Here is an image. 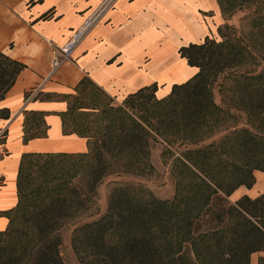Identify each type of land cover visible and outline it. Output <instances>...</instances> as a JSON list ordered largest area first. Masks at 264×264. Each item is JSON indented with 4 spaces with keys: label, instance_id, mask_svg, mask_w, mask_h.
<instances>
[{
    "label": "trees",
    "instance_id": "16d2710c",
    "mask_svg": "<svg viewBox=\"0 0 264 264\" xmlns=\"http://www.w3.org/2000/svg\"><path fill=\"white\" fill-rule=\"evenodd\" d=\"M218 1L224 15L232 6H241L236 0ZM231 27L225 23L219 28L221 41L207 37L203 43L180 48L181 57L189 66L198 68L199 73L184 84L174 85L168 97L158 99V86L154 84L127 96L121 106L107 108L108 121L99 128L98 138L87 136V129L82 131L76 120L69 126L66 117L85 109L83 104L90 94L101 90L84 78L76 94L64 96L69 104L64 114V132L87 138L89 151L23 157L18 178L19 203L13 211L5 213L10 224L0 233V264H66L60 253L59 223L72 217L76 202L84 205L82 194L95 191L109 172L112 157L136 155L138 159H147L151 143L170 133L183 132L181 139H188V145L203 141L224 114V109L215 102L214 86L222 74L244 62L247 52L239 41L224 34V28ZM25 68L26 65L0 51V101ZM242 80L257 82L251 87ZM236 82V90L241 93L240 104L262 127L264 73L238 76ZM247 91L251 94L246 98ZM0 116L8 119L9 112L0 111ZM154 119L165 127L156 124ZM40 120L38 114H33V122L39 124ZM42 136V131L28 129L25 141ZM257 139L241 130L223 138L218 148L212 143L188 151L186 159L192 166V169L188 166L189 171L199 183V193L194 202L188 204L187 218L179 213L184 212L166 202L154 199L135 202L122 191L116 192L110 206L111 219L85 233L94 264H198L192 256L176 251L170 241L171 236L183 231L187 222L188 237L192 240H195L194 229L204 223L209 225L205 234L200 233L197 238L204 241V255L212 253V264H250L252 254L264 251V194L256 199L245 196L235 204H230L228 198L241 186L252 188L256 182L255 171L264 172V159L260 158L263 152L255 147ZM73 157L87 159L82 187L86 193L77 187H66L65 193L48 196L45 200L39 198L41 187L23 192L29 179L25 171L34 159H48L45 162L48 164ZM217 167L221 172L215 171ZM32 194L35 197L28 203ZM117 229L123 230L124 235L119 242L111 243L109 236ZM259 264H264V258Z\"/></svg>",
    "mask_w": 264,
    "mask_h": 264
},
{
    "label": "crops",
    "instance_id": "0c3cea01",
    "mask_svg": "<svg viewBox=\"0 0 264 264\" xmlns=\"http://www.w3.org/2000/svg\"><path fill=\"white\" fill-rule=\"evenodd\" d=\"M103 0H0V51L26 68L0 101V233L9 224L5 213L19 203L18 178L28 154H84L88 139L64 132L69 104L64 96L76 94L88 78L104 94L122 102L154 84L156 97H168L174 85L194 78L199 69L188 65L179 50L221 41L225 23L218 0H118L73 52L74 61L53 70V46H64L75 30ZM50 43H49V42ZM54 44V45H52ZM33 114L41 120L33 122ZM44 136L25 141L26 132ZM252 188L241 186L231 196L236 203L264 194V172L254 173ZM264 251L252 254L259 264Z\"/></svg>",
    "mask_w": 264,
    "mask_h": 264
},
{
    "label": "rangeland",
    "instance_id": "374dc122",
    "mask_svg": "<svg viewBox=\"0 0 264 264\" xmlns=\"http://www.w3.org/2000/svg\"><path fill=\"white\" fill-rule=\"evenodd\" d=\"M236 1L241 6H232L224 15L226 23L232 27L224 28L223 32L231 40L239 41L247 52L244 62L239 67L222 74L214 86L215 102L224 109V114L219 116L212 131L204 136L202 142L188 145V139L186 141L181 139L183 132L170 133L161 138L157 137V140L151 143L150 156L147 159H138L136 155L112 157L109 172L93 193H86L82 188L87 164L85 158L57 159L48 164L45 163L48 159H34L31 165H27L28 169L25 173L28 174L29 179L25 182L23 192L41 187L39 198L45 200L48 196L65 193L66 187H77L82 193H86L82 194L84 205L75 201L72 217L59 223L60 253L66 264H94L95 258L87 247L85 233L111 219L110 206L116 192L122 191L127 198L135 202L151 199L166 202L168 205L176 206L178 211L184 212L179 213L187 218L188 204L194 202L199 193V183L191 177L189 167L192 169V166L186 159L190 149L198 150L212 143L218 148L226 136L246 130L258 138L255 147L263 152L260 158L264 159V122L262 127H259V122L248 116V112L240 104L241 93L236 90V77L264 73V0ZM241 82L248 83L252 87L257 81L242 80ZM250 94L251 92L247 91L246 98ZM123 102L124 100L115 101L102 91L92 92L83 104L86 108L67 116V124L70 126L76 120L78 126H82V131L87 129V136L98 138L99 128L108 121L107 108L119 107ZM147 116L151 118L150 114ZM154 122L162 128L165 127L157 123L156 119ZM200 161L202 162V158ZM193 170L198 172L194 168ZM217 170L221 172L219 167L215 171ZM34 197L32 194L27 202H32ZM229 198L228 202L235 204ZM208 229L209 225L205 223L194 229L195 240H192L188 237L187 222L183 231L171 236L170 241L175 245L176 251L192 256L198 264H212V253L209 256L204 255V241L197 238L200 233L205 234ZM123 235L124 231L117 229L111 233L109 241L117 243Z\"/></svg>",
    "mask_w": 264,
    "mask_h": 264
},
{
    "label": "built area",
    "instance_id": "2783aa9c",
    "mask_svg": "<svg viewBox=\"0 0 264 264\" xmlns=\"http://www.w3.org/2000/svg\"><path fill=\"white\" fill-rule=\"evenodd\" d=\"M118 0H103L102 4L97 8L84 22V24L73 32L68 42L62 46H53L52 66L53 70H57L62 65L74 61L73 52L77 45L86 37L90 30L97 25L103 18L104 14L112 9ZM49 42V41H48ZM50 43V42H49ZM5 133H0V140Z\"/></svg>",
    "mask_w": 264,
    "mask_h": 264
}]
</instances>
